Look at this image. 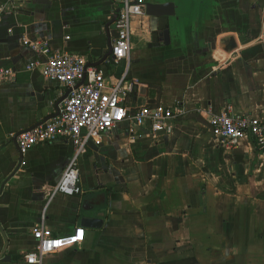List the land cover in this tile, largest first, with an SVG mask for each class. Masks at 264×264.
Returning <instances> with one entry per match:
<instances>
[{
  "label": "crops",
  "instance_id": "obj_1",
  "mask_svg": "<svg viewBox=\"0 0 264 264\" xmlns=\"http://www.w3.org/2000/svg\"><path fill=\"white\" fill-rule=\"evenodd\" d=\"M144 2L175 13L133 19L130 59L117 65L98 64L116 37L118 0H18L0 17V69L15 75L0 85V264H28L43 219L55 236L79 237L43 264H264V149L250 137L226 149L211 126L227 108L264 122V0ZM38 45L84 57L109 84L133 83V109L182 115L158 137L123 125L89 144L78 159L82 193L49 199L74 146L21 153L14 140L66 95L44 76ZM84 218L102 228L82 227Z\"/></svg>",
  "mask_w": 264,
  "mask_h": 264
},
{
  "label": "built area",
  "instance_id": "obj_2",
  "mask_svg": "<svg viewBox=\"0 0 264 264\" xmlns=\"http://www.w3.org/2000/svg\"><path fill=\"white\" fill-rule=\"evenodd\" d=\"M0 3V17L18 10V0H0ZM119 3L120 10L114 23V65L130 59L132 20L145 15L144 0H120ZM35 49L39 55L47 56L44 76L59 84L66 93L70 91L61 103L58 115L27 132H21L16 139L21 153L55 143L68 142L74 146L75 155L49 199L57 195L78 196L82 193L78 159L89 144L100 143L123 125L131 136H135L138 129L146 127L151 136L158 137L169 132L170 122L182 115L179 106L157 105L133 109L128 101L134 93L133 83L122 79L109 84L106 74L89 66L80 55L52 53L44 45H38ZM32 68L33 65L29 67ZM14 79L12 71L0 69V85L11 83ZM211 126L213 136L226 149H234L248 137L260 149H264V122L252 115H238L227 108L212 117ZM32 234L36 245L33 252L25 255L28 264H43L46 257L79 244L77 235L55 236L46 227L45 219L33 229Z\"/></svg>",
  "mask_w": 264,
  "mask_h": 264
},
{
  "label": "water",
  "instance_id": "obj_3",
  "mask_svg": "<svg viewBox=\"0 0 264 264\" xmlns=\"http://www.w3.org/2000/svg\"><path fill=\"white\" fill-rule=\"evenodd\" d=\"M118 1L120 2V0H118ZM145 9H146V14L148 16H153V17H165L166 18V16H173L175 13V9H174V6L172 4H167V5L166 4L165 5L145 4ZM119 10H120V7L117 10L114 21L112 23H114L116 21V16H117ZM112 53H113V44L111 42V37H110L109 46H108V53L106 54L104 59L98 65H101L103 63V61H105L107 58L111 57ZM94 66L95 65H92V67H94ZM69 93H70V91H68L66 93L64 99L60 103L64 102V100L68 97ZM59 106L60 105H58V107H57V114L56 115L59 114V111H60ZM44 123H40V124L36 125L35 127L40 126ZM35 127H32L31 129H33ZM31 129H29V130H31ZM19 134H17L16 137L14 138L15 141H16L17 137L19 136ZM102 225H103V221L101 219L84 218L82 220V227H84V228L100 229V228H102ZM1 258L2 257H0V260H1Z\"/></svg>",
  "mask_w": 264,
  "mask_h": 264
}]
</instances>
